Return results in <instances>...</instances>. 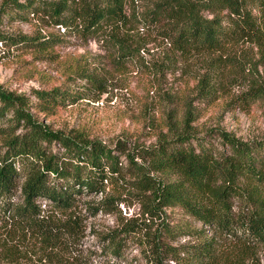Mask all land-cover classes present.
<instances>
[{
    "label": "trees",
    "instance_id": "16d2710c",
    "mask_svg": "<svg viewBox=\"0 0 264 264\" xmlns=\"http://www.w3.org/2000/svg\"><path fill=\"white\" fill-rule=\"evenodd\" d=\"M13 1L18 7L33 4ZM39 8L56 23L74 26L113 50L122 65L139 59L151 34L167 41L169 58L163 61L168 68L199 56L205 68L192 74V88L188 82L183 91L165 97L180 103L170 106L162 121L151 120L159 129L157 140L129 151L122 138L111 146L40 122L23 106L22 94L15 96L0 85V114L12 110L25 128L17 133L15 123L0 126L6 145L0 152V218L6 228L0 234V264H22L20 259L29 264L82 262L75 251L84 220L80 204L95 215L115 208L114 194L126 191L134 192L152 220L143 222L150 230L142 241L153 264H263L264 139L245 140L224 130L219 135L226 147L214 148L208 135H197L193 121L195 99L225 98L235 86L239 89L230 102L264 105V74L258 69L264 60V0H43ZM50 37L43 35V49L53 45ZM27 39L23 35L20 40ZM254 48L258 60L252 57ZM80 70L87 87L43 89L38 93L43 111L54 112L58 103L106 88L105 75ZM209 132L215 134V129ZM121 154L128 158L126 165ZM84 189L102 196L83 200ZM173 206L213 233L189 220H167L164 213ZM134 224L102 232L103 250L122 256L127 243L122 232L129 233ZM180 234L198 239L173 244L171 239ZM87 264L101 262L88 259Z\"/></svg>",
    "mask_w": 264,
    "mask_h": 264
},
{
    "label": "rangeland",
    "instance_id": "374dc122",
    "mask_svg": "<svg viewBox=\"0 0 264 264\" xmlns=\"http://www.w3.org/2000/svg\"><path fill=\"white\" fill-rule=\"evenodd\" d=\"M20 1L33 4L18 7L13 0H0V85L15 96L22 94L27 101L23 105L27 111L40 122L61 129L66 134H87L111 146L122 138L126 141L127 151L136 144L155 142L158 128L151 124V120L162 121L167 109L180 103L167 102L165 97L183 91L188 82L192 88L195 84L192 74L205 68L200 56L199 60L194 57L190 62L178 61L168 68V63L163 61L169 58L167 41L151 34L146 35L150 42L142 48L139 59L122 65L118 59H114L115 52L98 40L81 34L74 26L56 23L52 17L43 14L39 8L43 0ZM144 30L140 28V31ZM134 31L138 32L137 29ZM23 35L28 36L27 41L20 40ZM43 35L52 37L53 45L49 48L43 49L41 45ZM252 54L253 58L260 59L257 48L252 50ZM260 61L258 69L264 74V60ZM159 68L162 70L159 71ZM80 69L105 75L108 81L106 88L85 94L74 102L67 100L58 103L54 112L43 111V98L38 96L43 89L54 86L64 89L87 87V79L77 74ZM238 89V86L231 87V94L225 98H213L211 102L201 98L194 100L197 105V115L193 121L195 132L198 136L208 135L214 148L226 147L219 135L224 130L245 140L264 139V105L260 102H230L232 92ZM189 90L192 94L196 93L194 89ZM182 111L183 107L180 106L179 112ZM23 123V120L16 123L12 110L0 114L1 127L14 124L18 133L24 131ZM211 129H215V134L209 132ZM53 147L57 148L58 144L55 143ZM5 149L6 145L0 138V152ZM120 159L124 165L128 163L126 154H121ZM22 180L23 177L19 181ZM85 190L81 194L83 200L102 196L101 192L87 194ZM114 195L117 198L115 208L101 209L95 215L91 214L85 203L80 204L84 220L81 224V242L75 248V251H80L78 261L82 259L78 264H87L88 259L99 260L101 264H153L149 247L142 241L146 231L150 230L143 223L144 220L152 223L144 213L145 205L137 200L134 192ZM40 201L45 205V200ZM164 215L171 222L189 220L195 226L206 227L204 233H213L212 228L194 219L182 207H168ZM130 222L135 223L133 229L129 233L128 230L122 232L127 240L124 254L116 256L105 252L100 234L113 229L123 230ZM4 231L5 222L0 218V234ZM197 239L192 234H180L171 242L178 245ZM261 258L264 264V250ZM20 261L29 264V260Z\"/></svg>",
    "mask_w": 264,
    "mask_h": 264
}]
</instances>
